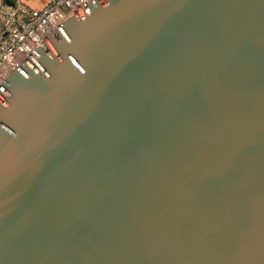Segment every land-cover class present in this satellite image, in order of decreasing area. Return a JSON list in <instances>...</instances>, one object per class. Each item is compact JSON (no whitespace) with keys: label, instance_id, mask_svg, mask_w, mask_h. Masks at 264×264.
Wrapping results in <instances>:
<instances>
[{"label":"water","instance_id":"obj_1","mask_svg":"<svg viewBox=\"0 0 264 264\" xmlns=\"http://www.w3.org/2000/svg\"><path fill=\"white\" fill-rule=\"evenodd\" d=\"M0 264H264V0H88L15 67Z\"/></svg>","mask_w":264,"mask_h":264},{"label":"built area","instance_id":"obj_2","mask_svg":"<svg viewBox=\"0 0 264 264\" xmlns=\"http://www.w3.org/2000/svg\"><path fill=\"white\" fill-rule=\"evenodd\" d=\"M88 0H51L33 12L22 2L0 0V82Z\"/></svg>","mask_w":264,"mask_h":264},{"label":"crops","instance_id":"obj_3","mask_svg":"<svg viewBox=\"0 0 264 264\" xmlns=\"http://www.w3.org/2000/svg\"><path fill=\"white\" fill-rule=\"evenodd\" d=\"M15 1H20L31 11L38 12L41 11L51 0H4V3L13 5Z\"/></svg>","mask_w":264,"mask_h":264}]
</instances>
